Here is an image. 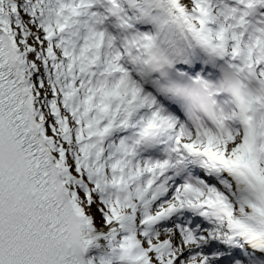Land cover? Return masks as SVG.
Here are the masks:
<instances>
[{"label":"snow or ice","instance_id":"obj_1","mask_svg":"<svg viewBox=\"0 0 264 264\" xmlns=\"http://www.w3.org/2000/svg\"><path fill=\"white\" fill-rule=\"evenodd\" d=\"M0 264H264V0H0Z\"/></svg>","mask_w":264,"mask_h":264}]
</instances>
